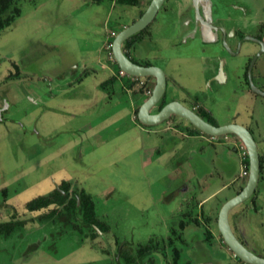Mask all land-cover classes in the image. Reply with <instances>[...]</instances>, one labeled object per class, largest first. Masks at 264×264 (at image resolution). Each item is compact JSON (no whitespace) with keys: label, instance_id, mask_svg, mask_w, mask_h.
<instances>
[{"label":"rangeland","instance_id":"1","mask_svg":"<svg viewBox=\"0 0 264 264\" xmlns=\"http://www.w3.org/2000/svg\"><path fill=\"white\" fill-rule=\"evenodd\" d=\"M18 2L21 16L0 32V222L14 216L28 222L13 238H0V264H128L120 258L123 246L137 257L152 241L155 257L148 255L145 264H175L173 254L163 251L169 240L188 243L182 258L192 264H245L226 246L217 225L223 204L247 183L240 174L243 143L236 136L210 142L213 137L177 116L156 126L134 121L130 113L114 125L100 123L131 102L139 109L154 88L152 78L120 77L111 51L115 36L137 21L151 0L133 6L110 0ZM212 2L215 21L236 30V38L264 41V0ZM192 16L191 0H166L133 48L135 61L164 70L166 102L179 101L217 126L247 127L263 157L264 105L249 82L251 62L262 46L246 40L234 55L235 37L227 38L231 51L223 41L205 43L185 33ZM100 61L111 62L118 74L107 88L109 104L99 102L105 94L99 84L108 73ZM87 71L92 73L83 76ZM263 75L264 52L252 68L256 87L264 88ZM85 124L92 131L83 130ZM261 174L255 194L231 211L230 223L241 242L264 258V163ZM63 181L71 191L84 189L92 196L107 233L82 243L70 228L66 233L61 224L40 219L45 211L26 210L29 201ZM3 188L9 194L5 201ZM61 229L65 233L57 236ZM32 244L39 248L29 253Z\"/></svg>","mask_w":264,"mask_h":264},{"label":"water","instance_id":"2","mask_svg":"<svg viewBox=\"0 0 264 264\" xmlns=\"http://www.w3.org/2000/svg\"><path fill=\"white\" fill-rule=\"evenodd\" d=\"M166 0H151L146 11L142 16L133 24L122 29L114 38L111 45L112 55L119 69L126 75L134 78H153L155 85L151 95L146 99L139 107L137 118L145 126L160 125L170 118L177 116L190 122L195 128L202 133L211 137H220L227 135L236 136L244 145L248 159H249V172L247 183L244 188L233 198L226 201L221 207L218 214V230L226 244V246L233 252V254L245 264H264V258L256 255L250 249H248L241 240L236 236L230 223V213L237 206L248 201L256 192L260 175H261V159L258 149V144L251 133V131L240 124L230 123L225 125H213L203 119L193 109H190L183 105L179 101H171L167 103L163 108L157 112L152 113V110L160 103L167 90V76L164 70L158 66L150 65L143 66L133 62L124 52L123 45L126 40L132 36L145 30L156 18L157 14L163 7ZM195 7L196 18L201 21V38L205 43L214 42L217 38V28L212 25V13L210 0H193ZM203 6L204 16L200 14V6ZM253 41L262 46V49L258 55L264 52V41L252 37L244 36L241 41ZM224 44L227 49L230 47L227 45L225 39ZM240 50V48H239ZM231 52L236 55L239 53ZM256 55L251 62L249 68V82L252 90L264 97V91L256 87L252 80V68L258 57ZM2 109H0V113Z\"/></svg>","mask_w":264,"mask_h":264},{"label":"trees","instance_id":"3","mask_svg":"<svg viewBox=\"0 0 264 264\" xmlns=\"http://www.w3.org/2000/svg\"><path fill=\"white\" fill-rule=\"evenodd\" d=\"M110 1L115 2L116 4L128 5V6H133L136 4V0H110ZM21 14H22V9L19 6L18 0H0V32L5 28L11 26L16 21V19L21 16ZM141 33L142 32L132 36L131 38L126 40L123 45V50L125 54L135 63L138 62L135 61L131 53L136 43L139 42V40L141 39L143 35ZM150 65L151 64L143 65V66H150ZM119 73H120V69H119ZM116 81H117L116 77L113 76L107 81L103 82L100 85V87L108 91L107 89L108 86L109 85L113 86L116 83ZM166 103L167 102L165 101V96H164L160 101L159 109H161ZM138 110L139 109L136 110L137 121H139L137 118ZM246 165L249 167L248 158L246 161ZM261 170H262V159H261ZM1 194L5 201L9 196L8 188H3L1 190ZM26 210L29 212L45 211L38 216L40 219L51 220V222L53 221L52 225H56V226L61 224L62 228L63 227L67 228V229H63L66 230V233H68L67 232L68 228H70L71 231L69 232L77 233L81 238L82 243L86 239L95 240L100 235L107 233L109 231V227L105 223L101 222V220L97 217L95 202L92 196L84 189L71 191L70 183L66 181H63L58 186V188H56L53 192L44 196H39L29 201L26 204ZM27 222H28L27 220H19L15 216L9 221L0 222V238L5 240L13 238V236L16 233L18 232L20 233L22 229H24ZM180 227L181 229H184L186 227L185 222L181 221ZM64 233L65 232H63L61 229L60 232H57V236L63 235ZM183 245L187 246L188 243L182 240L180 246H177L174 244L172 240H169L167 245L166 244L164 245L163 251L165 255H167L168 253L173 254L175 264H192V261L190 259L185 260L182 258ZM123 247L121 248L119 253H120V258L122 257L126 263L145 264L144 261L148 255L155 257L154 251L157 246L155 247L152 241V244L147 245L143 250H140L137 257L131 255L129 251ZM38 248H39L38 244H32L29 246L27 251L29 253H32Z\"/></svg>","mask_w":264,"mask_h":264},{"label":"crops","instance_id":"4","mask_svg":"<svg viewBox=\"0 0 264 264\" xmlns=\"http://www.w3.org/2000/svg\"><path fill=\"white\" fill-rule=\"evenodd\" d=\"M149 6V5H148ZM137 44V43H136ZM134 48H136V45H135V47ZM131 55L135 58V54L133 53V51H132V53H131ZM178 58V61L179 60H181V57H177ZM193 59L194 58H189V60H192L193 61ZM199 62H201V64H203L204 63V60H205V57L204 56H202V57H199ZM196 64H197V62L196 61H194ZM83 67H87V65H83ZM99 67L103 70V71H107L106 73V75H105V80H103L100 84H99V88L102 90V91H104V96H103V98H101V100L99 101L100 103H107V104H109L111 101H110V95H111V93H109V91H107V90H104V89H102L101 87H100V85L103 83V82H105V81H107L108 79H110L111 77H113V76H115L116 78H117V75L118 74H116V70H115V68L113 67V65H112V63L110 62L109 63V61L108 62H106V63H104L103 61H100V63H99ZM92 72L91 71H87V72H85L84 74H83V76L85 75V74H87L86 76H88V74H91ZM119 75H120V77H127L128 75H122L121 74V70H120V73H119ZM82 77H79L78 79H77V82H81L82 81V79H81ZM132 79H135L134 77H131ZM260 78L262 79V80H264V75L261 77L260 76ZM129 77H128V79L126 80V81H124V83H127L128 81H129ZM80 80V81H79ZM123 83V84H124ZM73 83L72 82H68L67 83V85L68 86H70V85H72ZM258 88L259 89H261V90H263L264 91V88L263 87H260V86H258ZM251 93H253L252 95H255V96H253V97H258V99L260 98V99H262L260 102L264 105V97L263 96H261V95H259V94H257V93H255V92H251ZM108 94H110L109 96H108ZM54 96H57V94L56 95H54ZM114 96V95H113ZM257 99V98H256ZM68 100H74L73 98H71L70 97V99H68ZM98 101V100H97ZM106 104V105H107ZM61 106H66L65 104H63L62 103V105ZM51 108V107H50ZM54 108V110H60L62 107H53ZM195 108H196V105H195ZM253 110H254V108H253ZM126 113H130V115L132 116V119L134 120V121H136V110H135V103L134 102H131L130 103V106H124V107H122V108H119L118 110H116V112H114L112 115H110V116H107V118H105V120H102V121H100V123H104V122H107L105 125H103V126H109V125H114V124H116V123H118V122H120L122 119H123V117H124V115H126ZM255 114V111L253 112V115ZM110 118H112V120L110 119ZM253 120V119H252ZM230 123H235V122H228V123H224V124H230ZM93 127L91 126V125H89V124H85V126L82 128L83 130H85V131H89V129H90V131H92L91 129H92ZM96 128V127H95ZM204 136V135H203ZM209 139V141L211 142V141H215L216 139L213 137V138H208ZM229 140H230V138H229ZM233 141H234V143H236V140L235 139H233ZM244 146H243V144H241L240 145V149H241V168H240V174H241V177L243 178V182H245V178H247L248 179V176H244V171H248L249 172V167L246 165V161H247V152H246V150H245V148H243ZM260 153V152H259ZM229 155H230V158H233V156L229 153ZM261 157V156H260ZM261 159H262V164L264 163V156L263 157H261ZM262 175V174H261ZM260 181V180H259ZM246 185V184H245ZM245 185H243V188H244V186ZM224 187H226V184L224 185L223 184V186H222V188H220L216 193L218 194ZM242 188V189H243ZM241 189V190H242ZM240 192V191H239ZM238 192V193H239ZM215 193V194H216ZM237 193V194H238ZM214 194V195H215ZM236 194V195H237Z\"/></svg>","mask_w":264,"mask_h":264},{"label":"flooded vegetation","instance_id":"5","mask_svg":"<svg viewBox=\"0 0 264 264\" xmlns=\"http://www.w3.org/2000/svg\"><path fill=\"white\" fill-rule=\"evenodd\" d=\"M211 2H212V0H210ZM191 6H192V18H188L186 21H187V26H191V28L188 30V32H185V33H189V35L190 36H192V37H194V38H198L199 37V39H201L202 40V38H201V34H200V31H201V21L200 20H198L197 18H196V13H195V7H194V5H193V0H191ZM203 10H204V8H203V6L201 5L200 6V14H201V16H203V17H205L204 16V13H203ZM211 13H212V25L215 27V28H217V38L215 39V41L214 42H217V41H223L224 42V39H225V41H226V43H227V38H228V36L230 35L231 37H237V31L236 30H234L233 32H230V30L228 31L227 30V28L224 26V25H222V24H220L218 21L216 22L215 21V19H214V4H213V2H212V6H211ZM245 35L244 34H242V35H240L238 38H236V42L239 40V46H238V50H239V48L242 46V43H243V41H241L242 40V38L244 37ZM260 40H262L261 38H259ZM203 41V40H202ZM238 50H236L235 52H237ZM135 59V58H134ZM151 65H153V64H151ZM153 79V78H152ZM154 80V79H153ZM155 81V80H154ZM167 86H168V79H167ZM167 91V90H166ZM166 94V93H165ZM165 96V95H164ZM174 101V100H173ZM169 102H171V101H169ZM169 102H167V103H169ZM166 103V104H167ZM165 104V105H166ZM164 105V106H165ZM159 106H160V103L152 110V113H157V112H159L161 109H159ZM210 123V122H209ZM212 124V123H211ZM214 125V124H213ZM255 194V193H254Z\"/></svg>","mask_w":264,"mask_h":264},{"label":"built area","instance_id":"6","mask_svg":"<svg viewBox=\"0 0 264 264\" xmlns=\"http://www.w3.org/2000/svg\"><path fill=\"white\" fill-rule=\"evenodd\" d=\"M121 74H122V75H126V74H124L122 71H121ZM243 148H244V147H243ZM243 174H244V176H248V171H244Z\"/></svg>","mask_w":264,"mask_h":264}]
</instances>
